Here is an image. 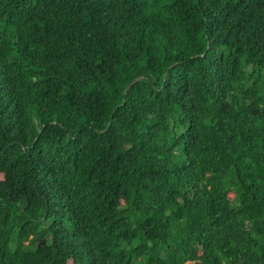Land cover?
Instances as JSON below:
<instances>
[{
    "label": "trees",
    "instance_id": "obj_1",
    "mask_svg": "<svg viewBox=\"0 0 264 264\" xmlns=\"http://www.w3.org/2000/svg\"><path fill=\"white\" fill-rule=\"evenodd\" d=\"M0 264H264V0H0Z\"/></svg>",
    "mask_w": 264,
    "mask_h": 264
}]
</instances>
